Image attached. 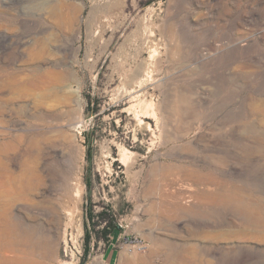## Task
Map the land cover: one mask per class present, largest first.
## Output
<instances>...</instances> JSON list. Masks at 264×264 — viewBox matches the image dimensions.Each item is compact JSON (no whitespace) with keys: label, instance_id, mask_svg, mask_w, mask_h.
<instances>
[{"label":"rangeland","instance_id":"rangeland-1","mask_svg":"<svg viewBox=\"0 0 264 264\" xmlns=\"http://www.w3.org/2000/svg\"><path fill=\"white\" fill-rule=\"evenodd\" d=\"M3 143L0 264H264V0H0Z\"/></svg>","mask_w":264,"mask_h":264},{"label":"bare ground","instance_id":"bare-ground-1","mask_svg":"<svg viewBox=\"0 0 264 264\" xmlns=\"http://www.w3.org/2000/svg\"><path fill=\"white\" fill-rule=\"evenodd\" d=\"M33 138L37 139L35 135ZM4 143L3 145L0 144V222L5 218L6 214L10 211L11 207L15 203L17 202H23L28 204L33 203L32 196L34 194L35 187L42 179L41 175L37 171L36 165L33 164V162L32 163L29 162V164H27L28 168L24 171V173L21 174L20 178L18 177L16 178L12 173H10L8 169L9 168L8 161L12 163L15 161L16 158L8 156V153L10 151L12 152L14 148H12V146L9 144H4ZM30 147L31 149L29 148L30 152L27 156H29L28 159H33V157L35 158L34 153L38 151L37 150L38 140L34 139V141L30 144ZM8 187L12 188V190L9 191L7 194L5 189ZM190 191H192V189H190ZM46 216L57 220V222L61 224L62 216L58 214L57 210L56 211L54 210V212L52 211L50 213L46 212ZM3 231L4 230H2L1 232L3 233ZM2 233H0V237L3 236Z\"/></svg>","mask_w":264,"mask_h":264},{"label":"crops","instance_id":"crops-1","mask_svg":"<svg viewBox=\"0 0 264 264\" xmlns=\"http://www.w3.org/2000/svg\"><path fill=\"white\" fill-rule=\"evenodd\" d=\"M121 235L122 233H120L117 236V238H113V235L111 236L109 245L106 247L103 254L101 255L102 262H103L102 264H126L127 263L128 257L125 253H124L125 257L122 258L124 247L122 245Z\"/></svg>","mask_w":264,"mask_h":264},{"label":"built area","instance_id":"built-area-1","mask_svg":"<svg viewBox=\"0 0 264 264\" xmlns=\"http://www.w3.org/2000/svg\"><path fill=\"white\" fill-rule=\"evenodd\" d=\"M122 244L129 247L130 251H144L147 249V245L143 239H139L137 237H133L127 234L121 235Z\"/></svg>","mask_w":264,"mask_h":264},{"label":"trees","instance_id":"trees-1","mask_svg":"<svg viewBox=\"0 0 264 264\" xmlns=\"http://www.w3.org/2000/svg\"><path fill=\"white\" fill-rule=\"evenodd\" d=\"M93 217V216H92ZM95 225V224H94ZM116 230H121L120 229V227H118V226H115L113 223H107L105 226H104V228H103V230H102V235H104V237L108 240V241H110V238H111V236L114 234V232L116 231ZM85 239H86V242H87V246H86V248H85V252H86V255L90 252V247H89V244H90V239H91V235H90V233H86V235H85Z\"/></svg>","mask_w":264,"mask_h":264}]
</instances>
